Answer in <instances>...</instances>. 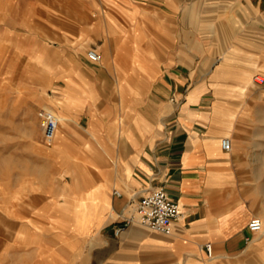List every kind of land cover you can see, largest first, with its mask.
Here are the masks:
<instances>
[{
  "label": "crops",
  "instance_id": "crops-1",
  "mask_svg": "<svg viewBox=\"0 0 264 264\" xmlns=\"http://www.w3.org/2000/svg\"><path fill=\"white\" fill-rule=\"evenodd\" d=\"M98 7L97 18L61 25L60 36L103 43L114 63L104 71L115 82L101 83L103 72L61 71L64 130L56 138L71 179L50 200L49 226L29 228L28 249L19 248L12 264H264V203L235 188L236 116L217 95L259 69L264 0H103ZM236 58L250 62L229 87ZM101 96L118 102L90 115L98 148L88 167L78 162L83 133L72 128ZM155 188L180 205L170 235L135 219L140 197ZM254 217L263 222L259 232L248 228Z\"/></svg>",
  "mask_w": 264,
  "mask_h": 264
},
{
  "label": "rangeland",
  "instance_id": "rangeland-1",
  "mask_svg": "<svg viewBox=\"0 0 264 264\" xmlns=\"http://www.w3.org/2000/svg\"><path fill=\"white\" fill-rule=\"evenodd\" d=\"M101 1L0 0V264H12L18 258L19 248L20 254L26 252L28 247L22 242L28 241L29 228L49 226L51 219L45 211L53 204L50 200L64 194V183L71 179L63 168L67 157L60 151L58 136L52 145H46L38 117L41 108H51L58 117L63 116L56 91L65 84L61 71L77 67L85 73L103 72L101 83L115 82L104 71L112 69L114 63L99 49L103 43L91 46L77 38L60 36L61 25L97 18ZM91 47L99 51L100 65L88 62L86 52ZM202 62L197 59L195 67ZM247 62L250 61L242 58L233 60L229 87L234 86L235 74ZM135 64L142 66L139 59ZM263 67L264 57H260L259 69L248 77L254 86L245 94L237 89L242 80H238L233 90L217 92L221 102H226V109L236 116L238 150L234 146L232 151L236 163L235 188L244 195L256 196L261 204L264 203V83L256 84L254 77L256 73L264 76ZM199 77L196 75V79ZM211 94L215 99L214 93ZM111 98L113 101L103 96L96 98L73 124L72 132L83 133L84 153L78 162L85 166H92L98 148L97 140L88 132L90 115L108 103L118 102L117 96ZM98 119L99 115H94V122ZM59 128V132L64 130L61 121ZM69 157L77 161L75 156Z\"/></svg>",
  "mask_w": 264,
  "mask_h": 264
},
{
  "label": "built area",
  "instance_id": "built-area-1",
  "mask_svg": "<svg viewBox=\"0 0 264 264\" xmlns=\"http://www.w3.org/2000/svg\"><path fill=\"white\" fill-rule=\"evenodd\" d=\"M87 59L98 64L101 61V55L97 50L90 48L86 52ZM256 84L264 83V76L256 75L254 77ZM174 101V98L171 99ZM40 126L43 132V141L46 145H52L55 141L57 130L59 127V117L51 108H41L38 111ZM222 147L226 151H230L232 143L230 138L222 139ZM117 194L120 192L117 190ZM181 215L180 205L177 200L172 198L164 188H155L147 194L140 197L139 203L135 211V219L142 225L151 230L170 235L173 231V222ZM263 222L260 217H254L248 228L251 232H259L262 230ZM122 226L116 229L119 233ZM206 249L209 256L212 255V245L206 244Z\"/></svg>",
  "mask_w": 264,
  "mask_h": 264
},
{
  "label": "bare ground",
  "instance_id": "bare-ground-1",
  "mask_svg": "<svg viewBox=\"0 0 264 264\" xmlns=\"http://www.w3.org/2000/svg\"><path fill=\"white\" fill-rule=\"evenodd\" d=\"M262 76V75H261ZM251 77V76H250ZM254 86L253 82L249 79H246L242 82L241 85H239L237 87V89H239L241 91L242 94H245L248 90H250L252 87ZM59 120L62 122L63 121V117L62 115L59 116ZM58 129H60L58 127ZM57 133H58V130H57ZM229 138V137H228Z\"/></svg>",
  "mask_w": 264,
  "mask_h": 264
}]
</instances>
